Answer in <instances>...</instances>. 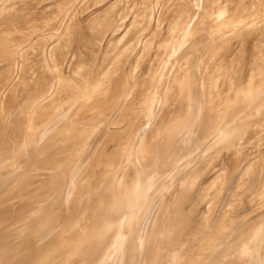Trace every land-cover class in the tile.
I'll list each match as a JSON object with an SVG mask.
<instances>
[{"label":"rangeland","instance_id":"obj_1","mask_svg":"<svg viewBox=\"0 0 264 264\" xmlns=\"http://www.w3.org/2000/svg\"><path fill=\"white\" fill-rule=\"evenodd\" d=\"M0 264H264V0H0Z\"/></svg>","mask_w":264,"mask_h":264},{"label":"water","instance_id":"obj_2","mask_svg":"<svg viewBox=\"0 0 264 264\" xmlns=\"http://www.w3.org/2000/svg\"><path fill=\"white\" fill-rule=\"evenodd\" d=\"M143 234V233H142Z\"/></svg>","mask_w":264,"mask_h":264}]
</instances>
